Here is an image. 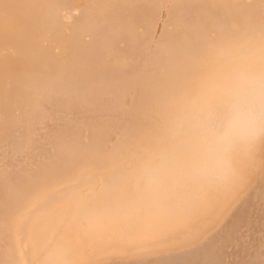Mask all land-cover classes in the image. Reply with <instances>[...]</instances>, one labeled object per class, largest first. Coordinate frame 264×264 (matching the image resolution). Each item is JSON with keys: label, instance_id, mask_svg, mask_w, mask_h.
<instances>
[{"label": "bare ground", "instance_id": "6f19581e", "mask_svg": "<svg viewBox=\"0 0 264 264\" xmlns=\"http://www.w3.org/2000/svg\"><path fill=\"white\" fill-rule=\"evenodd\" d=\"M264 71V0H0V264H264V132L197 171L186 102Z\"/></svg>", "mask_w": 264, "mask_h": 264}, {"label": "clouds", "instance_id": "9594fccd", "mask_svg": "<svg viewBox=\"0 0 264 264\" xmlns=\"http://www.w3.org/2000/svg\"><path fill=\"white\" fill-rule=\"evenodd\" d=\"M176 128L191 138L197 171L225 173L234 149L264 132V71L237 66L206 86L186 102Z\"/></svg>", "mask_w": 264, "mask_h": 264}]
</instances>
